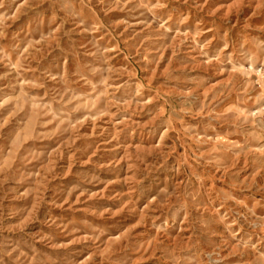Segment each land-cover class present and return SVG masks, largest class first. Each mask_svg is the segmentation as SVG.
Here are the masks:
<instances>
[{
	"label": "rangeland",
	"instance_id": "374dc122",
	"mask_svg": "<svg viewBox=\"0 0 264 264\" xmlns=\"http://www.w3.org/2000/svg\"><path fill=\"white\" fill-rule=\"evenodd\" d=\"M0 264H264V0H0Z\"/></svg>",
	"mask_w": 264,
	"mask_h": 264
}]
</instances>
